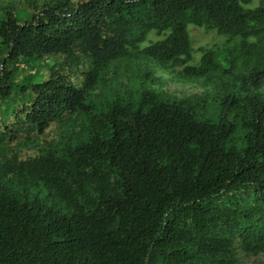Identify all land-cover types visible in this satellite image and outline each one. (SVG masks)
<instances>
[{
	"label": "trees",
	"instance_id": "16d2710c",
	"mask_svg": "<svg viewBox=\"0 0 264 264\" xmlns=\"http://www.w3.org/2000/svg\"><path fill=\"white\" fill-rule=\"evenodd\" d=\"M250 3L0 0V264L264 253V0ZM190 24L226 39L194 66ZM151 62L215 92L178 99Z\"/></svg>",
	"mask_w": 264,
	"mask_h": 264
},
{
	"label": "rangeland",
	"instance_id": "374dc122",
	"mask_svg": "<svg viewBox=\"0 0 264 264\" xmlns=\"http://www.w3.org/2000/svg\"><path fill=\"white\" fill-rule=\"evenodd\" d=\"M261 4V0H251L249 5H243L246 9H254ZM20 18H25L26 14L22 11L19 12ZM188 34L191 41V46L193 49V62L190 63L191 66L197 65L200 61L202 52L201 50L209 49H221L224 47L226 39L223 36H219L215 31H209L203 28H198L193 25H188ZM161 38L156 36L154 33L148 36V40L141 48L152 44ZM234 42L230 47L234 46ZM150 69L156 77H160L164 81L163 89L169 92L171 95L175 96L178 99H184L191 96H205L209 93L215 92L214 86H205L203 81L198 84H182L177 83L174 77L170 72L163 71L157 67L153 62L150 63ZM37 67L33 63L22 64L20 66L19 77L20 81H26L25 77L33 78L37 73ZM179 70V69H177ZM38 76V75H37ZM36 76V77H37ZM111 78V74L108 76ZM153 90H158L156 86L151 87ZM94 97L98 96L93 94ZM211 114V111H209ZM59 132L64 137H69L71 139L79 138L83 136L86 132V126L83 122V119L79 115H74L70 119L66 120L63 123L59 124ZM41 146L38 141L34 142L32 145L25 146L28 149H39ZM233 259L236 261V264H264V253L260 252L258 255H251L247 253L239 240H236L232 250H231Z\"/></svg>",
	"mask_w": 264,
	"mask_h": 264
}]
</instances>
